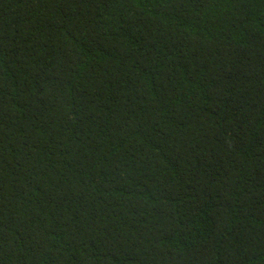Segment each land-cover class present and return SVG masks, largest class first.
Here are the masks:
<instances>
[{
    "label": "trees",
    "instance_id": "obj_1",
    "mask_svg": "<svg viewBox=\"0 0 264 264\" xmlns=\"http://www.w3.org/2000/svg\"><path fill=\"white\" fill-rule=\"evenodd\" d=\"M0 264H264V0H0Z\"/></svg>",
    "mask_w": 264,
    "mask_h": 264
}]
</instances>
